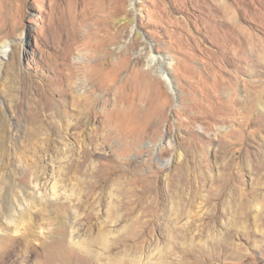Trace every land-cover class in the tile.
I'll return each instance as SVG.
<instances>
[{
    "label": "rangeland",
    "instance_id": "1",
    "mask_svg": "<svg viewBox=\"0 0 264 264\" xmlns=\"http://www.w3.org/2000/svg\"><path fill=\"white\" fill-rule=\"evenodd\" d=\"M263 165L264 0H0V264H264Z\"/></svg>",
    "mask_w": 264,
    "mask_h": 264
},
{
    "label": "bare ground",
    "instance_id": "2",
    "mask_svg": "<svg viewBox=\"0 0 264 264\" xmlns=\"http://www.w3.org/2000/svg\"><path fill=\"white\" fill-rule=\"evenodd\" d=\"M8 47H9V44L7 43L6 45H5V48H3V54H4V57H5V55H7V52H8ZM10 51V50H9ZM154 59V58H153ZM162 76L164 77V79H166L168 82H170V79H169V77H168V75H167V73L165 72V71H163L162 72ZM170 84V83H169ZM263 167H264V165H263Z\"/></svg>",
    "mask_w": 264,
    "mask_h": 264
}]
</instances>
